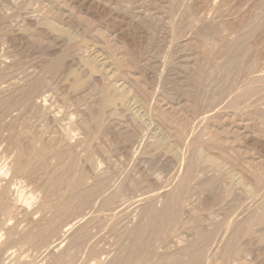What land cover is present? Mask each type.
I'll list each match as a JSON object with an SVG mask.
<instances>
[{
	"label": "rangeland",
	"instance_id": "1",
	"mask_svg": "<svg viewBox=\"0 0 264 264\" xmlns=\"http://www.w3.org/2000/svg\"><path fill=\"white\" fill-rule=\"evenodd\" d=\"M47 22L48 23L52 22L53 27L51 23L47 25ZM214 24H215V27L217 26L216 28L213 27V29L215 28L214 30L211 29L212 27H208V26H214ZM49 25L51 27H49ZM54 26L57 27L59 30L61 29L63 33L61 31L56 30L59 33L58 34L55 31ZM52 28L54 29L55 32L52 31L53 30ZM211 32L213 33L211 34ZM218 32L220 33L219 35H218ZM0 34H1L0 35V62L2 63V60L8 61V63L12 61L10 63L13 64L14 66L9 63L10 68H11L9 69V71L11 70L13 72L14 71L16 72L17 70L19 71L21 70L20 72L17 71L16 74L17 73L19 74L18 76L19 79L20 77L22 78L20 79L22 80L20 84L21 85L20 89L21 91L23 90L22 92H20L19 90H18L19 92L11 91L12 94L11 92H7L6 93L7 95L3 94V96H0V99L2 97L4 98V99L2 98L3 99L2 102L0 101V109L3 110V111L0 110V112H3L5 114L6 112H9L10 110L9 108H11L14 105L13 102L14 103L18 102L22 98V95L25 92V90H28L29 87L34 85V84L31 85V81L35 82L38 78L40 79L42 75L43 76L47 75L41 79L48 78L47 79V81L49 80L48 84L49 83L51 84V85L49 84V86H46L48 90L50 88L49 93H51L49 106L51 104L52 106L54 105L53 107L51 106V110L52 111L55 110L57 114L59 113L58 114L59 116L57 114L56 115L60 118L59 121L57 120L54 123L52 121H49L47 118L46 119L44 118V120H42L45 126L44 127L43 123L40 122V120L37 118L36 116L37 113L33 115L34 111L32 110V113L30 114L28 113L29 111L31 112L30 108H29V111H28V108H26L25 110H23L22 114L25 111L24 114H26V116L24 114L23 116L25 118L29 117L27 120L23 116L21 117L22 114L20 113V111H18L19 113L15 111L16 113L14 112V115L17 116L15 117L16 119L13 118L14 120L12 121L6 118L9 122L10 121L13 122V126H12V123L8 124L6 119L4 121L2 120L3 121L2 123L4 124L0 122L1 124L0 132H2V135H3L5 134V131H6V135H8L9 137L8 138L6 137V135H4V137H6V141L9 140L8 142L3 141L2 143L3 144L2 147L3 146L4 148L6 147L5 150L10 151L13 149L12 151H10V153L12 152L14 155V153H16V151L18 150L17 148H19L20 150L17 151L14 157H20V159H21L22 154L31 155L30 156L31 159H29V155H27L28 158H26V156H22L26 164L30 163V164H27L28 166H26V168L30 167L31 169L34 166L33 168L36 169V167L38 166V169L40 168L42 172H44L45 168L46 169L47 168L50 169V167L52 168V170L45 169L46 173L45 172L44 173L46 175L40 172L41 171L40 169H39L40 171H37V170L35 171V169L30 170L29 168H27L26 171L23 170L21 173L20 171L16 172L18 177L16 175H13L14 174L13 172L12 174L11 172H9L8 174L9 176H8L7 172H5L6 170L2 168L3 159H2V156H0L1 158L0 159L1 160L0 173H2L0 175L1 176L0 181L2 177L3 179H5V180H2L1 183L3 181H6L3 183L7 184V181H8V185H9L11 182L13 183L15 181L16 183L19 182V184L14 183L15 186L14 185L12 186V183H11L8 189L9 192L6 191L4 193L6 194L8 192L9 194L12 191L10 188H13L16 191L15 192L13 190L15 194H17L19 188H20L19 190L22 192L24 190L23 194L27 193L28 195L29 193L28 197L26 195L27 200L25 199L24 201L22 200L24 198V195L20 193V191H19V194L23 195V196H19L20 198L17 196L20 200L18 198H13V196H16V195H13V192L9 194V195L12 194L9 197V200L13 198L16 200L18 199L20 201L19 203H21L22 201L27 203V204L21 203L23 204V208H24L23 212L26 211V213H23L20 208H19V211L21 212H19L17 208L16 209L17 211L15 209L12 210L13 214L11 213L10 214L11 216L9 215L7 216L8 218L10 217L9 219L6 218V216L4 215H3L4 216L3 218L5 220L0 219V225H1L0 226V243H1L0 244V261L2 259L1 264H4V263L6 264V262L7 263L9 262V264H21L22 262H23L22 264H52V263L93 264L94 262L98 264V262H100L99 260L105 261V262L103 261V263L100 262L99 264H108L107 262L113 259L114 256L120 253L122 254L124 249L127 247L128 237L125 236L124 233L127 231L129 232L131 227L135 225L136 222L141 220L143 208L147 205V201L143 200L144 196L146 195V194L144 195V193H147L148 191L150 192L151 191L150 187H152V190L155 189V192L163 190V189L166 192L169 191L170 189L173 190L177 186V184L181 182L179 180H181V178L185 175L186 164L189 161L188 155L189 154L191 155V153L198 152V149L205 155L206 154L208 155L209 153V155H213L219 158L222 162H224V164H226L225 165L226 167L224 166V168L225 170H228L227 171L228 173L232 172L234 173V176L236 179L238 177L243 178V180L245 179V183L247 184L250 183L248 184V188H251V186H254V182H255L252 175L248 174V171H249L248 168H250V166L252 167L251 168L252 170L253 169L256 171L258 170L260 173H262V177L264 180V81H257V82L255 81L252 84L254 95H252L251 97V100H250L251 104L241 103L242 106L241 104H238L236 108L226 107L227 101L229 99H232L235 95L239 94L240 92L244 91V89L247 87V84H249L254 77L264 76V0H0ZM70 37L71 39H68ZM237 42L246 43L247 49H248L246 50L247 52L245 53L240 52L238 55L239 56L243 55L242 57H239V58L241 59V61H243L246 64L245 66H248L249 64L256 65V70H258L256 74L255 73L254 75L249 74V70L246 68L238 69L233 66H231L230 68L228 66H225L226 60L229 57H231L230 55L232 54L237 55V52L234 50V46L237 44ZM71 46L73 48H71ZM67 47L68 48L70 47L71 49L69 48L70 49L69 50ZM77 50L81 52H78ZM73 51L75 52L77 51V52L75 53ZM65 52L66 53L69 52L70 54H72V55H69L71 56V58L66 56L69 53L66 54ZM60 53H63L65 55V58H64V55ZM5 58L9 60H4ZM52 58H54V60L56 61H54ZM89 58L96 59L97 71H91L89 66H87L86 61H88L87 59ZM58 59H60V61ZM71 59L72 60L76 59V60L74 62V61H71ZM68 60H70L71 62ZM63 61H65V63ZM50 62H52V64ZM55 62H58L57 63L58 65ZM1 63H0V67H1ZM63 63L66 68L70 66L69 68H67L68 70H64V65H62ZM59 64H60L61 70L58 68ZM50 65L52 68L56 67V68H53V70H55L56 72V75L53 74L54 71L51 69ZM61 66L63 67V70L65 72L62 70ZM14 67H16L17 70ZM40 67L43 71L40 69ZM22 68L27 69V70L25 71ZM46 68H47V71H46ZM36 70H39V71H36ZM71 70L77 74L79 73V75L81 74L80 76L83 77V80L84 79L87 80V81L86 80L84 81L87 82L86 84L88 86L85 84L84 87L78 90L72 89L70 87V82L74 78L75 74L71 73L73 74V76L72 75L70 76L69 73ZM68 71L69 73H67ZM25 72H26V74L24 75L25 78H23L22 76ZM30 72L32 73L34 72L35 74V75L33 74L32 76L31 75L32 73H31L30 74L31 78L29 77V75L26 76L27 73L29 74ZM40 72H43V73L39 75ZM20 73H21V76H20ZM65 74H68V75H65ZM62 75L64 77H62ZM59 76H60V80H59ZM26 77L28 78L26 79ZM34 77L35 78L38 77V78L35 81H33L35 79ZM19 79L18 81L20 83ZM28 79L30 80V82L27 81ZM25 80L29 82L30 85L26 84L27 82ZM223 85L228 86L229 88H232V89L235 88L236 91H234L230 95V97L225 101L226 103L223 102L222 104L219 105V107L217 106L214 109L211 103L213 102V100H215L219 92V89ZM102 88L106 89L107 91L109 89L110 94H113V95H117L121 93L124 95L125 99L118 100L115 105L116 107L115 106L113 107L105 106L104 107L102 105L103 99H101V97L104 96L103 94L104 89L102 90ZM19 94H21V96ZM8 95L10 97V100L13 99L14 101L12 100L10 101L8 99L9 98ZM6 96L7 98H5ZM122 102L124 103V105ZM102 106L104 107V109ZM112 108L114 109L112 110ZM100 111L102 114L99 113ZM3 113H0V116L1 115L5 116V114ZM97 116L100 118V121L102 122V124L99 122V118L97 119ZM19 118H21L20 120L22 122L18 120ZM33 118L35 120H33ZM30 119L33 121H31ZM15 120H17L16 122H18L17 124H15L16 123ZM96 120H97V123H96ZM27 121H29V123ZM74 121L77 123H75ZM27 123L30 126L34 123L33 125H36V126L32 125L33 127L31 126L30 127L31 129L29 130V126H27L28 125ZM56 123H58V125ZM37 124H40L41 126ZM22 125L26 126V128L24 127L25 130L23 129ZM61 125L64 127H62ZM7 126H10L9 129H11L12 127V129L9 132H8L9 129H7L8 128ZM39 126L41 127V129L43 128L42 129L43 132L41 129H38L40 128ZM34 127H36L38 130L35 129L33 131ZM55 128L58 129V131L59 129H62V130H60L59 131L60 133H58L57 130L55 131ZM136 128H138V130ZM45 130L46 132L44 133ZM63 130L65 131V134H63L64 133ZM135 130H136V133L134 134ZM79 131H82V132H79ZM22 132H24L23 134L25 135L21 134ZM31 132H34V133H31ZM88 132L90 135L88 134ZM125 132L127 133V135ZM37 133H40V136L45 134L44 135L45 138L44 136H41V138L39 136L37 138L38 136ZM56 133L58 137L56 136ZM31 134L36 136L34 138L38 139L37 141H39L40 143L37 142L32 137L33 135ZM58 134L62 135L60 136L62 138H60ZM68 134L69 135L72 134V135L69 136ZM2 135L0 133V139L2 138L1 137ZM51 135L53 137H51ZM54 135H55V138L57 137V139L54 138ZM139 135L140 136L142 135V138L144 140L143 139L141 140V138H139L140 137ZM82 136L84 138L87 136V138H85L87 141L83 139ZM90 136H94L93 137L94 140ZM31 137L33 141L34 140L36 141L33 144H32L33 142L32 140L31 142L30 140L28 141L27 139V138L30 139ZM70 137L73 139H71ZM128 137L132 138V140L127 141L128 143L126 141L123 142L124 139L125 140L129 139ZM196 137L199 139H196ZM19 138L20 140L18 141ZM49 138L52 141H47L49 140ZM52 138L57 141L53 140ZM44 139L46 140V142H48L47 144L45 143L47 147L50 144L49 147L51 149L55 148V150L53 149L50 150L49 147L47 148L44 145L46 148L44 149V151H46L47 153L44 152L43 156L47 154L46 155L47 158L45 156L43 157L41 154L43 153V148L41 147H44L43 146L44 143L42 144ZM82 139L84 141L83 145H82V142H83ZM137 139H140V141L139 140L137 141ZM193 139H196L197 141ZM23 140L25 142L22 143ZM16 141L17 143H15ZM65 141H68L69 143ZM135 141L140 142L145 147L139 144L142 146V148L139 146H138L139 150L135 148L137 152H134V154L132 155L133 152L130 154L131 152L130 147L132 146V142L134 143ZM159 141L161 143H164V146L166 148L164 146H160ZM220 141L222 142L224 141L223 144ZM30 142L32 146H29ZM51 142H54V143H51ZM63 142H65V145L63 144ZM152 142H154V144ZM157 142H158V145H157ZM36 143H38L39 145L37 144V146H35ZM88 143L89 145L87 146ZM9 144L11 146H9ZM12 144H14V146ZM15 144L19 146L17 147L16 145L15 147ZM20 144H22L23 147H26V148L28 147L27 150L24 148L25 151H23V149H21L22 146ZM60 144H63L62 148L58 147V146H61ZM71 144L74 146H72ZM215 144L217 145L218 149L216 148ZM197 145L200 146L198 147V149L196 147ZM81 146L82 147L85 146L84 147L85 150L86 148H90L94 146L93 147L94 149L91 148V150L92 151L94 150L95 155L92 154L94 152H92L91 150H90L91 152H89L87 151L89 149L85 151L83 150V148H82V151L84 154L86 153L85 156L83 155V153L82 154L78 153L79 151H81ZM214 146L215 148H213ZM14 147L16 150H14ZM35 147L37 148V150L38 149L39 150L38 151L35 150L36 149ZM232 147L235 148L238 152L237 151H235V153L234 151L232 152V150H230L232 149ZM29 148H31V150ZM40 148H41V153H40ZM125 148L128 150H126ZM202 148H204V152ZM32 149H34V151ZM58 149L61 152L60 151L58 152ZM192 149H193V152L191 151ZM223 149L227 152L225 151L223 152ZM26 151L29 153H27ZM54 151L55 152L57 151L58 154L57 152L55 153ZM122 151H124L125 153ZM205 151L207 153H205ZM19 152L20 154L18 156ZM25 152L26 154H24ZM30 152L32 153L30 154ZM49 153L51 155L53 153V156L54 155L55 156L52 157ZM59 153H62L61 158H60ZM69 153L72 157L70 155L68 156L66 155ZM77 153L83 158L80 156L78 157V155L76 156ZM88 153L91 155H89ZM232 153H234V155ZM39 154H41V157L43 158H41ZM127 154L129 156H125ZM33 155L34 156L37 155V156L34 157ZM74 155L77 158H75ZM130 155H132V157ZM89 156L93 157L92 158L93 162ZM233 156H236L235 159L237 161L234 159ZM36 157H38L37 158L38 160L36 159ZM88 159L90 160V162ZM243 159L245 160V165L242 164L244 163L242 161ZM51 160H53L52 162L54 163L55 171H53L54 168L52 166L53 163L51 162ZM54 160L56 163L54 162ZM56 160L57 161L59 160L58 165H55L57 164ZM202 160L203 159L201 160L199 159V163L201 165L204 164L202 163L203 162ZM42 161L47 163V166L43 165L42 167V163H43ZM98 161L100 163L102 162L103 164H100ZM77 162H79V164L81 163L82 166L81 165L78 166ZM225 162H229V164ZM233 162H236V163H233ZM32 163H34L35 165L33 164L31 166ZM82 163L85 165V167H87V164L89 163L88 169H90L91 171L85 168ZM96 163L103 165L105 169L102 166H100V168H98L97 166H95L96 168L95 167L93 168L94 165H97ZM55 166L56 167L59 166L60 169L59 168L56 169ZM77 167H81L82 169L81 168L78 169ZM101 167L104 169L103 171ZM61 169H65V170H61ZM74 169L76 172L74 171ZM28 170H30L29 172L30 174L32 173L31 175L29 174L30 179H28V177L26 178V176H28L27 174ZM56 170L59 171L57 172L58 174H60L59 175L60 177L58 176L56 177V175H58ZM77 170H78V174H77ZM79 170L80 172L82 171L81 172L82 174L81 173L79 174ZM96 170L97 171L99 170V172L102 171V174L101 172L96 173ZM83 171H84V174H83ZM89 171L92 174V176L91 174H87L89 173ZM243 171L245 174L243 173ZM4 172L6 174H4ZM34 172H36V175L33 174ZM23 173L27 175H24ZM37 173L42 174V175L44 174L43 175L44 178L41 177L40 175L38 179ZM85 174H87L88 176ZM98 174H100V176ZM78 175L82 176L80 177L81 179L78 178ZM85 176H87L88 179H90L91 177V179L89 181L88 179H86L87 181L85 180V182H83L84 179L86 178ZM48 177L51 180L48 179ZM61 177H62V181L60 179ZM76 177H77L78 182L75 179ZM36 178L39 181H37ZM53 179L54 180L57 179L58 182H55L56 180L54 181ZM66 179H67L66 181L67 183L65 185ZM94 179H96L98 182L96 180L94 181ZM9 180H10V183H9ZM52 180L54 181L55 184L52 182ZM43 181H46V184L48 185L47 189L45 188L47 185L45 186V182ZM73 181L79 186L78 190H77V185ZM152 181L154 183L153 185H152ZM51 182L52 184L55 185V186L53 185L54 187L51 185ZM59 182H61V184L64 182L63 186H66L67 189L64 188L62 185L60 186L58 184ZM3 183L1 185L4 187ZM22 183L23 185H21ZM83 183L84 185H82ZM227 183H229L228 179L225 180L224 184L218 182L214 186H212L211 189L209 187L208 189L206 188L202 190L203 192L200 191L198 198L196 199V201H194V204L192 206L188 219L194 222L195 221L201 222L202 219L205 217V215L208 214V211L210 210V212H212L214 216L222 220V218L227 212V209H229L232 204L230 197L224 191L225 189L224 186H226ZM95 184L96 186H94ZM73 185L75 186V188ZM51 186L55 189V191L53 190V197L52 195H50L51 197L50 198L48 195L52 193H48V192H51V190L53 189ZM103 186H104V189L106 188L105 192L108 190L107 193L104 192V189H102L103 193H101L102 192L101 188ZM135 186L137 188V189L135 188L136 190L133 188ZM163 186L164 187L166 186V187L163 188ZM15 187L17 189H15ZM24 187H26V189H24ZM42 187H44V190L46 189L45 190L46 192L43 190ZM61 187H63L64 189ZM72 187L73 189H71ZM85 187H88V188H85ZM97 187L101 190L100 192ZM58 188H60L59 190L61 192L58 191ZM79 188L80 190L82 189L83 191L81 190L80 192ZM138 188H141V189L139 190ZM35 189L37 190L35 191ZM115 189H117L118 191H116ZM56 190H57V193H55ZM64 190H66V193ZM109 191H112V193H110ZM76 192H78L80 195ZM95 192L97 193L99 192L100 197H98V194L96 195ZM118 192H119V195H118ZM33 193H37L36 195L40 194L39 196L40 198L34 195L36 197L33 196L34 198L32 199L31 195ZM43 193H48V195L44 194L43 195L44 198L42 199ZM61 193L63 194L61 195ZM90 193H92V195ZM54 194L56 195L58 194L57 195L59 196L57 197L58 199L54 198L56 197V195ZM74 194H78V195H74ZM239 194L241 196L246 195L244 194V192H239ZM86 195L89 196V202L87 204L84 203L85 204L84 205L83 200L81 199L84 198V201H85L86 198H88ZM29 196L31 197V199ZM46 196L47 198H45ZM75 196L76 198L74 200H71ZM80 196L81 197L83 196V198H81ZM67 197H69V200L67 201H70L69 202L70 204L68 207L69 210H67V213H66L67 218H68L66 220L69 222L72 221L71 222L72 229L70 228L67 231V233L65 232V234L63 235L64 232H61V231L65 229L64 227L63 229H61V231L58 232V235L55 234V236L53 235L50 236L51 239L48 237L46 240L48 241L50 240L52 241L51 243L57 244L55 243V241L59 242V240L61 239L60 236L61 235L64 236L62 242H59L55 248L53 247V249H50L49 245L51 243L49 244L45 240H42L44 243L41 241L38 242V240L37 241L35 240L36 236L34 234V228L33 229L31 228L42 225L44 223L42 221H44L45 219L52 220V217H54L56 214L54 213L52 215V212L54 211L56 212V210H54L55 209L54 206L58 205V203L61 204L60 202L61 201L63 202V200L67 199ZM97 197L99 198V200H101V203L104 208L99 207L101 206V203H99L100 201H98V199L96 200ZM103 197L104 198L107 197L106 199L110 201L107 203L104 202L106 199L104 200ZM246 197H247L246 204L249 205V208L252 212H254L258 208V206H260V204L264 205V194H259L256 190H253L252 193L247 194ZM28 198L30 199V202ZM53 198L55 200H53ZM41 199L45 200V202L43 201V203H41L42 202ZM36 200L37 201L39 200L40 203L34 202ZM48 200H50L51 206L49 205L50 203H48L49 202ZM78 200L81 202H78ZM31 201L33 202V204ZM91 201H92V204L90 203ZM9 202H12V201H9ZM118 202H120L119 205H118ZM45 204L46 205L48 204V207ZM90 204L92 206H90ZM43 205H45L44 207H47L48 209H45L44 207H42ZM26 206H30L28 207L29 210H27ZM79 206H80V209H79ZM160 206H161V202H158V207L160 208ZM70 207H72L71 210H70ZM107 207L111 209L108 208L109 210L108 211ZM41 208L42 209L44 208L45 210L42 211ZM76 208H78L79 210L77 209L78 210L77 211ZM33 209L34 210L37 209L36 211L40 210L42 212L41 214H40V211L37 213H35L36 211L30 212V210L33 211ZM99 209H102V210H99ZM72 210H74L73 214H71L73 212ZM83 211L85 214H82ZM80 212L82 214L81 216H80ZM31 213L33 214V218H36V219L31 218L32 215H30L31 219L28 218L29 215L26 217L27 214H31ZM34 213L38 217H36ZM93 213L95 215H93ZM39 214L41 217H39ZM42 214H45L44 215L45 217ZM69 214L71 215L68 216ZM14 217L15 218L17 217V218L14 220L13 219ZM11 218L12 220H14L13 222L10 223L13 226L9 224V221H12L10 220ZM73 218L75 219L74 221H73ZM17 219L18 221H16ZM40 219H41L42 224L41 222H39ZM20 220L23 224H20L21 223ZM28 220L32 221V222L30 221V224H32L34 220H36V222L39 224H37L34 221L35 225L32 224L33 226L30 227V225L28 226L29 224L27 222ZM51 220L47 221L48 224H49V221ZM4 221H6V223H4ZM87 221H89L88 224L84 223ZM69 222H65V223H69ZM119 223H121V225H118ZM188 223H185V225L182 224L178 228V232L183 233L181 235L183 238L182 242L180 243L181 247L184 246L187 243V241L192 240L196 236L193 232H190L188 230V226L190 225ZM45 224L46 223L43 224L44 226L42 225L41 227L40 226L39 227L43 228L48 225V224L47 225ZM6 225L9 226V227L7 226L8 229H10L9 231L8 229H6ZM16 226H19L20 229L22 226H23L22 229L23 228L27 229L29 227L28 231L31 229L33 232L32 231H29V232H31L30 234H33L35 238L33 236H29L30 239L28 241H32L33 238L34 240L32 242H28L26 240L28 238L25 239L26 235H28L27 230H25L26 232H23V230H21L24 233V235L26 234L25 236H23V233H21V231L19 233L18 230L20 229L18 227L15 230L16 233L14 231H11V230H14ZM40 228L36 227L35 230L38 229L39 231ZM84 228H85L86 233L88 231L90 232L87 233V236H85V238H83L82 241L85 243V241L88 239V242L91 243V245L87 241H86V244H83L82 241H80L77 244L75 241L76 234H77L76 231L78 232L79 229H84ZM255 228L256 229L258 228L259 230L258 229L256 230ZM253 229L255 232L251 230L250 231L252 232L251 234H248L247 236H245V238L241 239V243L244 245V248L247 250L246 254H248V256L242 260L243 261L242 263L251 264L250 262H252V264H254V262H256L255 264H264V261H263L264 259V246H263L264 245V238H263L264 237V227L255 226ZM123 231L124 233H122ZM6 233L8 234L6 235ZM18 233L22 234V237ZM106 233H108V235ZM120 233H122V235ZM186 233H190V235L189 234L187 235ZM261 234L263 235L261 236ZM2 235L4 238L2 237ZM90 235L91 237L93 236V238H91ZM18 236H20L21 238ZM73 241L75 242L74 245L72 244ZM34 242L35 243L38 242V245L35 246ZM39 243H42L40 244L42 245V248L41 246L38 247ZM222 243L221 241L216 243V247L214 248L216 252L214 250L212 252L215 253L216 255L219 254L220 249L222 247ZM81 245H82V248H81ZM97 246L98 247L100 246V247L97 248ZM88 249L91 251H89ZM101 249H103L105 254L101 253ZM216 249H218V251ZM97 250L99 251L96 253ZM176 250L177 248L175 247L169 248V249L157 250L156 254L154 253L150 257L149 260L151 261H149L146 264H150V263L151 264H159V263L163 264L166 260L168 261V259L172 256V253L176 252ZM162 251L164 254L166 253L167 255L165 254L164 257L163 255L161 256L160 254H163ZM61 252L63 253L61 254ZM76 252H78V254ZM49 253H52L53 255ZM81 253L82 254L84 253V254L82 255ZM250 253L253 255L250 256L251 255ZM56 254H58L60 258L57 257L58 259H56L55 256H58ZM101 254L102 256H106V257L101 258L102 257ZM7 255H10V256H7ZM63 255L68 256V257L64 256L63 259L65 261L61 259ZM95 255L96 256L100 255V258L98 259L99 256L96 258ZM154 255L155 257H153ZM256 255H257V258H256ZM6 256L9 258L12 257L13 260L15 258L16 259L13 261L12 258H10V261H8L9 258H7ZM52 256L54 257L51 258ZM89 257H93V258H89ZM5 258H6V261L5 260L3 261V259ZM66 259L67 260L70 259L72 260V262L69 261V263H67L68 261ZM85 259L88 260L87 262H89L90 259H92L93 261L91 260L89 263H87ZM251 259L253 260L257 259V260L253 261ZM11 261H13L14 263ZM214 263L220 264V259L219 258L215 259Z\"/></svg>",
	"mask_w": 264,
	"mask_h": 264
},
{
	"label": "bare ground",
	"instance_id": "2",
	"mask_svg": "<svg viewBox=\"0 0 264 264\" xmlns=\"http://www.w3.org/2000/svg\"><path fill=\"white\" fill-rule=\"evenodd\" d=\"M224 4V3H223ZM223 4H222V6H223ZM7 21V20H6ZM49 23H51L52 24V22H49ZM48 22H47V25L49 24ZM50 24V25H51ZM252 24V23H251ZM250 24V25H251ZM49 25V27H51ZM213 25V24H212ZM52 27H53V24H52ZM208 27H212L211 29H213V27H215V24H214V26H208ZM208 27H207V29H208ZM217 27V26H216ZM215 27V28H216ZM60 28V27H59ZM214 28V29H215ZM53 29V28H52ZM54 29H55V31L57 30V31H61L62 32V30L60 29H58L57 27H55L54 26ZM54 29L52 30L53 32H55L54 31ZM213 29V30H214ZM50 30H51V28H50ZM218 30V29H217ZM56 31V32H57ZM60 32V33H61ZM205 32V31H204ZM58 33V32H57ZM63 33V32H62ZM209 33V32H208ZM213 32H211V34H212ZM59 34V33H58ZM210 34V33H209ZM214 34H215V32H214ZM220 33L218 32V35H219ZM1 35V34H0ZM3 35V34H2ZM206 35V34H205ZM4 36V35H3ZM216 36V35H215ZM67 37V36H66ZM3 38V37H2ZM73 38V37H72ZM68 39H71V37L70 38H68ZM6 40V39H5ZM67 40V39H66ZM213 40V39H212ZM211 40V41H212ZM222 41H224V40H222ZM258 41H260V40H258ZM8 42V41H7ZM15 42V41H14ZM70 42H72V41H70ZM74 43H75V41H74ZM217 43V42H216ZM7 44V43H6ZM71 44V43H70ZM73 44V43H72ZM74 45V44H73ZM6 46V45H5ZM81 46V45H80ZM84 46V45H83ZM75 47V46H74ZM79 47V46H78ZM5 48V47H4ZM9 48H10V46H9ZM15 48V47H14ZM68 48V47H67ZM70 48V47H69ZM68 48V49H69ZM71 48H73L72 46H71ZM70 48V49H71ZM13 49V48H12ZM69 49V50H70ZM6 50V49H5ZM80 50V49H79ZM79 50H77L78 52H81V51H79ZM234 50L237 52V55H230L231 57H229L227 60H226V62H225V66H228L229 68L231 67V66H233V67H236V68H238V69H242V68H246V69H248L249 70V74H252V75H254V73L256 74V72H258V70H256V65L255 64H249L248 66H245L246 64L243 62V61H241V59L239 58V57H242V56H239L238 54L241 52V53H245V52H247L246 50H248L247 49V45H246V43L245 42H237V44L234 46ZM76 51V52H77ZM73 52H75V51H73ZM75 52V53H76ZM5 53V52H4ZM7 53V52H6ZM11 53V52H10ZM66 53V52H65ZM67 53H69V52H67ZM66 53V54H67ZM60 54H63V53H60ZM4 55V54H3ZM7 55V54H6ZM64 55V54H63ZM69 55H72V54H68V55H66V56H68V57H70L71 58V56H69ZM5 56V55H4ZM8 56H9V54H8ZM60 56V55H59ZM58 56V57H59ZM63 57V56H62ZM4 58V57H3ZM7 58V57H6ZM4 59V60H9V59ZM64 58H65V55H64ZM69 58V59H70ZM51 59V58H50ZM53 60H54V58H52ZM57 59V58H56ZM79 59V58H78ZM11 60V59H10ZM53 60H52V62H53ZM59 61H60V59H58ZM76 60V59H75ZM75 60H72L71 59V61H74L75 62ZM88 61H86L87 62V66H89V68L91 69V71H97V61H96V59L95 58H89V59H87ZM256 60V59H255ZM49 61V60H48ZM54 61H56V60H54ZM68 61H70V60H68ZM70 61V62H71ZM10 62H12V61H10ZM9 62V63H10ZM52 62H50L51 64H52ZM62 62V61H61ZM60 62V63H61ZM64 63H65V61H63ZM1 63V62H0ZM8 63V61H3L2 60V63H1V67H0V96H3V94L4 95H7L6 93L7 92H13V91H17V92H22L21 91V89H20V84H21V81L22 80H20V79H22L21 77H20V79H19V74L17 75L16 74V72L17 71H19V70H17L16 69V67H14L17 71L15 72H13V71H9V69H11L10 68V64ZM56 64L58 63V62H55ZM64 63L62 64V65H64ZM55 64V65H56ZM74 64V63H73ZM89 64V65H88ZM11 65H13V64H11ZM19 65V64H18ZM55 65H53V66H55ZM58 65V64H57ZM14 66V65H13ZM67 66H68V64H67ZM12 67V66H11ZM27 67V66H26ZM39 67V66H38ZM50 67H51V65H50ZM70 67V66H69ZM69 67H67V68H69ZM13 68V67H12ZM21 68V67H20ZM19 68V69H20ZM53 68H56V67H53ZM53 68L51 67V69L53 70ZM59 69H60V64H59V67H58ZM61 68H62V70H63V67L61 66ZM66 67H65V65H64V70H68L67 68L65 69ZM73 68V67H72ZM15 69H13V70H15ZM22 69H24V68H22ZM40 69H41V67H40ZM71 69V68H70ZM69 69V70H70ZM25 71L27 70V69H24ZM23 70V71H24ZM42 70V69H41ZM61 70V69H60ZM60 70H59V72H60ZM63 70V71H64ZM21 71V70H20ZM19 71V72H20ZM32 71V70H31ZM36 71H39V70H36ZM43 71V70H42ZM45 71V70H44ZM46 71H47V68H46ZM54 71V73L53 74H55L56 75V72H55V70H53ZM246 71V70H245ZM49 72V71H48ZM65 72V71H64ZM21 73H23V72H21ZM21 73H20V76H21ZM32 72H30L29 74L27 73V75L26 76H28L29 75V77L32 75L33 76V74H34V72L31 74ZM36 73V72H35ZM43 72H40L39 73V75H41ZM52 73V72H51ZM67 73H69V71L67 72ZM71 73H74L75 75H74V78L71 80V82H70V87L72 88V89H74V90H78V89H80V88H82V87H84L85 86V84L87 83V82H85L84 80H86V79H84L83 80V77L82 76H80L79 75V73L77 74V73H75V72H73L72 70L70 71V73H69V75L71 76H73V74H71ZM26 74V72L23 74V78H25V75ZM31 74V75H30ZM47 74V73H46ZM91 74H92V72H91ZM248 74V75H249ZM35 75V74H34ZM61 75V74H60ZM65 75H68V74H65ZM82 75H84V74H82ZM86 75V74H85ZM45 76H47V75H45ZM45 76H43L42 75V77H40V79L38 78H35L33 81H35L36 79V81L35 82H32L31 81V85L32 84H34V85H32L31 87H27L28 88V90H25V92L23 93V95H22V98L18 101V102H16V103H14L13 102V106L11 107V108H9L8 106V108L10 109L9 110V112H6V114L5 113H3V112H0V113H3V114H5V116L4 115H1L0 116V122L2 123L6 118L7 119H10V120H14L13 118H15V117H17V116H15L14 115V112L16 111L17 113H19L18 111H20V113L22 114V112H23V110H25L26 108H28V111H29V108H30V110H31V112L29 111L28 113H32V110L35 112H33V115L34 114H36V116H37V118L40 120V122H42L43 123V121L42 120H44V118L46 119H48L49 121H52L53 123L54 122H56L57 120L59 121L60 120V118L58 117L59 115V113L57 114L56 112H55V110H51V106H52V104L49 106V101H50V95H51V93H49L50 91V88H49V90L46 88V86H49V84H48V81H47V79H41V78H43V77H45ZM259 76V75H258ZM62 77H64L63 75H62ZM28 77H26V79H27ZM31 78V77H30ZM65 78H66V76H65ZM252 78V77H251ZM18 79L20 80V83H19V81H18ZM51 79V78H50ZM62 79V78H61ZM69 79V78H68ZM264 79V76H261V77H254L252 80H251V82L249 83V84H247V87L244 89V91H242V92H240L239 94H237V95H235L232 99H229L228 101H227V104H226V107L227 108H236L237 107V105L238 104H241V103H247V104H251V97H252V95H254L253 94V87H252V84L256 81H264L263 80ZM59 80H60V76H59ZM23 81H24V79H23ZM26 81V80H25ZM27 81H29L30 82V80L28 79ZM26 81V82H27ZM46 81H47V83H46ZM87 81V80H86ZM90 81V80H89ZM29 82H27L26 84H29ZM25 83V82H24ZM23 83V84H24ZM25 84V85H26ZM100 84V83H99ZM24 85V86H25ZM30 85V84H29ZM51 85V84H50ZM87 85V84H86ZM97 85V84H96ZM88 86V85H87ZM107 86H109V85H107ZM106 86V87H107ZM26 87V86H25ZM105 87V88H106ZM86 88V87H85ZM100 88V87H99ZM23 89V88H22ZM25 89V88H24ZM104 88H102V90H103ZM108 89V88H107ZM113 89H114V87H113ZM19 90V91H18ZM83 90V89H82ZM101 90V91H102ZM108 91H109V89H108ZM106 89H104V92H103V94H104V96H102L101 97V99H103V103H102V105L105 107V106H107V107H113V106H115L116 105V103H117V101L118 100H123V99H125L124 98V95L123 94H121V93H119V94H117V95H113V94H110V91L108 92ZM234 91H236L235 90V88L234 89H232V88H229L228 86H225V85H223L220 89H219V92H218V94H217V97L215 98V100H213V102L211 103L212 105H213V107H214V109L218 106L219 107V105L220 104H222L223 102H225L229 97H230V95L234 92ZM238 91V90H237ZM12 92H11V94H12ZM105 92H106V94H105ZM18 94V93H17ZM22 94V93H21ZM21 94H19L20 96H21ZM16 95V94H15ZM18 96V95H17ZM16 96V97H17ZM8 97H9V95H8ZM15 97V96H14ZM51 97H53V96H51ZM3 98V97H2ZM0 99V101L2 102V100L4 99ZM5 98H7V96L5 97ZM18 98V97H17ZM259 98H261V97H259ZM9 100H10V97L8 98ZM7 99V100H8ZM6 100V99H5ZM12 101H14L13 99H11ZM10 100V101H11ZM123 103V102H122ZM226 103V102H225ZM7 104V103H6ZM126 104V103H125ZM10 105H11V103H10ZM123 105H124V103H123ZM5 106V105H4ZM54 106V105H53ZM52 106V107H53ZM102 106V107H103ZM241 106H242V104H241ZM104 107H103V109H104ZM116 107V106H115ZM3 108V107H2ZM239 108V107H238ZM107 109V108H106ZM114 108H112V110H113ZM1 111H3L2 109H0ZM5 111V110H4ZM8 111V110H7ZM102 111V110H101ZM101 111L99 112V113H101ZM105 111V110H104ZM231 111V110H230ZM15 112V113H16ZM90 112V111H89ZM103 112V111H102ZM214 112H215V110H214ZM237 112V111H236ZM24 113H25V111H24ZM23 113V114H24ZM27 113V112H26ZM27 113V114H28ZM105 113V112H104ZM120 113V112H119ZM21 114H19V115H21ZM23 114L21 115V117L23 116ZM58 116H57V115ZM102 114V113H101ZM14 115V116H13ZM25 116H26V114H24ZM35 116V117H36ZM96 116V115H95ZM118 116V115H117ZM24 117V116H23ZM57 117H58V119H57ZM93 117V116H92ZM25 118V117H24ZM29 117H26L25 119L27 120ZM36 118V119H37ZM86 118V117H85ZM99 117L97 116V119H98ZM6 119V120H7ZM16 119V118H15ZM21 118H19L18 120L19 121H21L20 120ZM23 119V118H22ZM32 119V118H31ZM30 119V120H31ZM37 119V120H38ZM87 119V118H86ZM85 119V120H86ZM91 119V118H90ZM220 119V118H219ZM3 120V121H2ZM33 120H35L34 118H33ZM33 120H31V121H33ZM38 120V121H39ZM89 120V119H88ZM12 121H8L7 120V123L8 124H11L12 123V126H13V122ZM17 120H15V122H16ZM25 121V120H24ZM37 121V122H38ZM47 121V120H46ZM69 121V120H68ZM84 121V120H83ZM87 121V120H86ZM209 121V120H208ZM22 122V121H21ZM28 123H29V121H27ZM35 122V121H34ZM39 122V123H40ZM48 122V121H47ZM46 122V123H47ZM75 122V121H74ZM99 122L102 124V122L100 121V118H99ZM212 122V121H211ZM18 122H16L15 124H17ZM20 123V122H19ZM24 123V122H23ZM27 123V124H28ZM36 123V122H35ZM61 123V122H60ZM75 123H77V122H75ZM96 123H97V120H96ZM213 123V122H212ZM2 124H4V123H2ZM31 124V123H30ZM34 124V123H33ZM32 124V125H33ZM48 124V123H47ZM57 125H58V123H56ZM81 124V123H80ZM210 124V123H209ZM6 125V124H5ZM5 125H3V126H5ZM24 125H26V124H24ZM24 125H22L23 126V129H24V127L26 128V126H24ZM31 125V126H32ZM37 125H40V124H37ZM60 125V124H59ZM64 125V124H63ZM75 125V124H74ZM83 125V124H82ZM91 125V124H90ZM89 125V126H90ZM100 125V124H99ZM104 125V124H103ZM27 126H29V130L31 129L30 127V125L28 124ZM33 126H36V125H33ZM32 126V127H33ZM41 126V125H40ZM39 126V127H40ZM43 126H44V123H43ZM62 126V125H61ZM71 126H72V124H71ZM70 126V127H71ZM88 126V125H87ZM0 127H1V124H0ZM8 128L7 129H9V127L10 126H7ZM45 127V126H44ZM51 127V126H50ZM58 127H60V126H58ZM62 127H64V126H62ZM61 127V128H62ZM69 127V126H68ZM82 127V126H81ZM80 127V128H81ZM86 127V126H85ZM96 127V126H95ZM5 128V127H4ZM57 128V127H56ZM55 128V131L57 130L58 131V129H56ZM78 128V127H77ZM87 128V127H86ZM97 128V127H96ZM99 128V127H98ZM11 129H12V127H11ZM11 129H9L8 130V132L11 130ZM27 129H28V127H27ZM26 129V130H27ZM35 129H37L36 127H34V129H33V131L35 130ZM38 129H41V127L40 128H38ZM37 129V130H38ZM43 129V128H42ZM41 129V130H42ZM137 130H138V128H136ZM141 129V128H140ZM139 129V130H140ZM20 130H22V129H20ZM25 130V129H24ZM60 130H62V129H59V131ZM73 130V129H72ZM87 130H89V129H87ZM91 130V129H90ZM103 130V129H102ZM1 131V130H0ZM2 131H4V130H2ZM32 131V130H31ZM58 131V133H60ZM64 131V130H63ZM62 131V132H63ZM78 131V130H77ZM141 131V130H140ZM21 132V131H20ZM25 132V131H24ZM24 132H22L21 134H23ZM27 132V131H26ZM30 132V131H29ZM28 132V133H29ZM37 132V131H36ZM40 132V131H39ZM42 132H43V130H42ZM42 132H41V134H42ZM46 132V130L44 131V133ZM53 132H54V130H53ZM79 132H82V131H79ZM87 132V131H86ZM103 132V131H102ZM138 132V131H137ZM1 133V135H2V132H0ZM12 133V132H11ZM31 133H34V132H31ZM43 133V134H44ZM74 133V132H73ZM76 133V132H75ZM126 133V132H125ZM136 133V130H135V132H134V134ZM139 133V132H138ZM27 134V133H26ZM38 134V136H37V138L40 136V133H37ZM47 134V133H46ZM63 134H65V131H64V133ZM78 134V133H77ZM88 134H89V132H88ZM95 134V133H94ZM140 134V133H139ZM142 134V133H141ZM4 135H6V131H5V134H3L1 137V139H3V140H1L0 141V156H2V161H3V166H2V168L4 169V170H6L5 172H7V175L9 174V172H11V174H12V172L14 173L13 175H16L17 176V174H16V172H19L20 171V173L23 171V170H27V168H29L30 169V167H27L26 168V166H28L27 164H30V163H25V161L23 160V158H22V156H26V158H28L27 157V155H29V154H27V155H21V159H20V157H14V155L17 153V151L18 150H20L19 148H17L18 150L16 151V153H14V155H13V153L11 152L10 153V151H12V150H10V151H8V150H5V148H4V146L2 147V143H3V141H6V137H8V135H6V137H4ZM23 135H25V134H23ZM30 135V134H29ZM31 135H33V134H31ZM45 135V134H44ZM44 135H41V136H44ZM59 135V137L60 136H62V135H60V134H58ZM69 135V134H68ZM72 135V134H71ZM71 135H69V136H71ZM90 135V134H89ZM92 135H93V133H92ZM126 135H127V133H126ZM125 135V136H126ZM10 136V135H9ZM41 136H40V138H41ZM49 136V135H48ZM56 136H57V133H56ZM64 136V135H63ZM96 136V135H95ZM129 136V135H128ZM140 136V135H139ZM200 136V135H199ZM30 137V136H29ZM33 138L34 137H36V136H32ZM32 137L29 139V138H27L28 139V141L30 140H32L33 141V139H32ZM51 137H53L52 135H51ZM50 137V138H51ZM58 137V136H57ZM57 137L55 138V135H54V138L55 139H57ZM73 137V136H72ZM83 137V136H82ZM90 137H94V136H90ZM127 137V136H126ZM132 137V136H131ZM137 137H138V135H137ZM9 138V137H8ZM12 138V137H11ZM44 138H45V136H44ZM50 138H49V140H47V141H52V140H50ZM60 138H62V137H60ZM64 138V137H63ZM71 138V137H70ZM74 138V137H73ZM73 138H71V139H73ZM79 138V137H78ZM85 138H87V136L85 137ZM84 137H83V139H85ZM91 138V139H92ZM129 138V137H128ZM136 138V137H135ZM139 138H141V140L143 139L142 138V135L139 137ZM36 141L38 140V139H36V138H34ZM53 139V138H52ZM55 139H53V140H55ZM59 139V138H58ZM65 139V138H64ZM63 139V140H64ZM83 139H82V141H83ZM89 139V138H88ZM127 139V138H126ZM196 139H199V138H197L196 137ZM196 139H193V140H196ZM20 140V138L18 139V141ZM21 140H22V138H21ZM31 141L32 142V144L34 143V142H36V141ZM40 140V139H39ZM45 140V139H44ZM44 140H43V142H42V144H43V146L45 145L46 147H47V143L48 142H46V140H45V142H44ZM86 140V139H85ZM90 140V139H89ZM93 140H94V138H93ZM129 140H132V138H129V139H127V140H125L124 139V141L123 142H127V141H129ZM140 141V139H137V141ZM144 140V139H143ZM146 140V139H145ZM192 140V141H193ZM9 141V140H8ZM8 141H6V142H8ZM55 141H57V140H55ZM69 141V140H68ZM68 141H65V142H68ZM72 141V140H71ZM76 141V140H75ZM79 141H80V139H79ZM87 141V140H86ZM91 141V140H90ZM197 141V140H196ZM23 142H25L24 140L22 141V143ZM31 142H30V145L29 146H32V144H31ZM37 142H39V141H37ZM62 142V141H61ZM65 142H63V144L65 145ZM70 142V141H69ZM68 142V143H69ZM92 142V141H91ZM122 142V143H123ZM143 142V141H142ZM145 142V141H144ZM160 142V141H159ZM199 142V141H198ZM197 142V143H198ZM222 144H223V142L222 141H220ZM15 143H17V141L15 142ZM40 143V142H39ZM46 143V144H45ZM51 143H54V142H51ZM60 143V142H59ZM67 143V144H68ZM71 143V142H70ZM73 143V142H72ZM86 143V142H85ZM128 143V142H127ZM130 143V142H129ZM153 144H154V142H152ZM219 143V142H218ZM5 144V143H4ZM18 144H19V142H18ZM26 144V143H25ZM37 144L38 143H36L35 144V146H37ZM63 144H60L61 146H58V147H61L62 148V145ZM74 144V143H73ZM77 144V143H76ZM84 144V141L82 142V145ZM96 144V143H95ZM126 144V143H125ZM131 144V143H130ZM139 144H141L140 142H132V146L130 147V150H131V152H130V154L132 153V155L134 154V152H137L136 151V149L135 148H137L138 150H139V147H141L142 148V146L141 145H139ZM160 144V146H164V143H159ZM220 144V143H219ZM229 144H231V143H229ZM8 145V144H7ZM13 146H14V144H12ZM16 145L17 144H15V147H16ZM21 146H22V144H20ZM39 145V144H38ZM41 145V144H40ZM51 145H53V144H51ZM72 145V144H71ZM78 145V144H77ZM89 145V143L87 144V146ZM93 145V144H92ZM157 145H158V142H157ZM216 145V144H215ZM9 146H11L10 144H9ZM19 145H17V147H18ZM20 146V147H21ZM25 146V145H24ZM28 146V145H27ZM45 146L44 147H41V148H43V153H41V148H40V153L42 154V156H43V154H44V152L45 153H47L46 151H44V149H46L45 148ZM49 146H50V144H49ZM48 146V147H49ZM68 146V145H67ZM70 146V145H69ZM72 146H74V145H72ZM85 146H86V144H85ZM84 146V147H85ZM124 146V145H123ZM122 146V147H123ZM139 146V147H138ZM221 146V145H220ZM15 147H14V150H16L15 149ZM47 147V148H48ZM54 147V146H53ZM56 147V146H55ZM71 147V146H70ZM84 147H82L81 146V151H79L78 153H83V151H82V148H83V150H85V148ZM90 147V146H89ZM94 147V146H93ZM93 147H90V148H86V150L87 149H89V150H87V151H89V152H91L92 150H91V148H93ZM143 147H145V146H143ZM165 147V146H164ZM197 147V149H198V147H200L199 145H197L196 146ZM195 147V148H196ZM219 147V146H218ZM226 147V146H225ZM229 147V146H228ZM10 148V147H9ZM24 148L27 150V148L26 147H23L22 146V148L21 149H23V151H25L24 150ZM33 148V147H32ZM36 148V147H35ZM34 148V149H35ZM39 148V147H38ZM50 148V147H49ZM64 148V147H63ZM73 148H75V147H73ZM77 148H78V146H77ZM128 148V147H127ZM166 148V147H165ZM213 148H215V146L213 147ZM216 148H217V145H216ZM220 148H222V147H220ZM219 148V149H220ZM227 148V147H226ZM226 148H225V150H226ZM231 148V147H230ZM229 148V149H230ZM11 149V148H10ZM30 150H31V148H29ZM28 149V150H29ZM34 149H32L33 151H34ZM53 150H55V148H52ZM51 148H50V150H52ZM94 149V148H93ZM126 149V148H125ZM125 149H124V151H125ZM129 149V148H128ZM128 149H126V150H128ZM161 149H163V148H161ZM194 149V148H193ZM193 149L191 150L192 152H193ZM201 149V148H200ZM203 149V152H204V148H202ZM218 149V148H217ZM35 150H37V148L35 149ZM39 150V149H38ZM37 150V151H38ZM48 150V149H47ZM49 150V151H50ZM85 150V151H86ZM91 150V151H90ZM142 150V149H141ZM143 150H144V148H143ZM195 150V149H194ZM221 150V149H220ZM224 149H223V152L225 151ZM230 150H232V152L234 151V153H235V151H237L235 148H233L232 147V149H230ZM229 150V151H230ZM22 151V152H23ZM48 151V152H49ZM60 150L58 149V152H59ZM124 151H122V152H124ZM207 151V150H206ZM205 151V153H207ZM21 152V153H22ZM27 152V151H26ZM26 152L24 153V154H26ZM36 152V151H35ZM55 152V151H54ZM57 152V151H56ZM55 152V153H56ZM58 152H57V154H58ZM61 152V151H60ZM63 152V151H62ZM92 152H94V150L92 151ZM129 152V151H128ZM140 152V151H139ZM225 152H227V151H225ZM238 152V151H237ZM27 153H29V152H27ZM32 152H30V154H31ZM34 153V152H33ZM39 153V152H38ZM54 153V154H55ZM64 153V152H63ZM74 153V152H73ZM73 153H71V154H73ZM75 153H76V151H75ZM78 153L76 154V156L78 155ZM125 153V152H124ZM123 153V154H124ZM147 153V152H146ZM191 153V152H190ZM220 153V152H219ZM222 153V152H221ZM234 153H232L233 155H234ZM19 154H20V152L18 153V156H19ZM41 154H39V156L41 157ZM50 154V153H49ZM61 154L62 153H59V155H60V158H61ZM86 154V153H85ZM85 154L83 153V155L85 156ZM89 154V153H88ZM92 154H94L95 155V152L94 153H92ZM116 154V153H115ZM193 154V155H192ZM224 154V153H223ZM222 154V155H223ZM231 154V153H230ZM238 154V153H237ZM47 155V154H46ZM46 155H44L46 158H47V156ZM51 155V154H50ZM67 156L68 155H70V153L69 154H66ZM66 155H64V156H66ZM89 155H91V154H89ZM132 155H130L131 157H132ZM137 155V154H136ZM30 156L31 155H29V159H31L30 158ZM34 156V155H33ZM35 156H37V155H35ZM34 156V157H35ZM43 156V157H44ZM52 157H54L53 156V153H52V155H51ZM64 156H62V157H64ZM71 156V155H70ZM75 155H74V157L75 158H77ZM80 155H78V157H79ZM93 156V155H92ZM125 156H129L128 154L127 155H125ZM135 156V155H134ZM189 157V161L187 162V164H186V169H185V175L181 178V180H179V181H181L179 184H177V186L172 190V189H170L169 191H165L164 189L163 190H160V191H156L155 192V189H153L152 190V187H150L151 188V191L150 192H152V193H150L149 191L147 192V193H144V198H143V200H146L147 201V205L143 208V212H142V217H141V220H139L138 222H136L135 223V225H133L132 227H131V229L129 230V228H128V230H129V232L127 231V232H125L124 233V231L122 232V233H124V235L125 236H127L128 238H127V240H128V245H127V247L124 249V251L122 252V254L120 253V254H118V255H116V256H114V258L113 259H111L109 262H107L108 264H138V263H140V262H142V263H144V264H146V263H148L149 261H151V260H149L150 259V257L155 253L156 254V251L157 250H162V249H169V248H177V250H176V252H173L172 253V256L168 259V261L166 260L163 264H213L214 263V260L215 259H217V258H219L220 259V264H243L242 262V260L244 259V258H246L247 256H248V254H246L247 253V250L244 248V245L241 243V239L242 238H245V236H247L248 234H251L252 232H250L251 230H253L254 231V227L255 226H263L264 227V205H262V204H260V206H258V208L254 211V212H252L251 210H250V208H249V205L248 204H246V196H247V194H250V193H252L253 192V190H256L259 194H264V180H263V177H262V173H260L258 170L256 171V170H252L251 168V166H250V168H248L249 169V171H248V174H251L252 175V177H253V179H254V186H251V188H248V184H250V183H245V179L243 180V178H235V176H234V173H232V172H230V173H232V174H230V173H228L227 171L228 170H225V168H224V166L226 165V164H224V162H222L219 158H217L216 156H213V155H209V153H208V155L206 154H203L201 151H199V149H198V152H195V153H191V155L189 154L188 155ZM225 156V155H224ZM43 157H41V158H43ZM72 157V156H71ZM80 157H82V156H80ZM91 159L93 158V157H91V156H89ZM95 157V156H94ZM98 157V156H97ZM184 157V156H183ZM229 157V156H228ZM230 157H231V155H230ZM234 157V159H235V157L236 156H233ZM239 157V156H238ZM38 157H36V159H37ZM41 158H40V160H41ZM48 158H49V156H48ZM74 158V159H75ZM83 158V157H82ZM81 158V159H82ZM96 158V157H95ZM1 159V158H0ZM28 159V160H29ZM33 159V158H32ZM35 159V158H34ZM53 159V158H52ZM56 159V158H55ZM199 159L201 160V159H203L202 161V163H204L203 165H201L200 163H199ZM239 159V158H238ZM38 160V159H37ZM78 160H79V158H78ZM89 160V159H88ZM225 160V159H224ZM236 160V159H235ZM22 161H24V162H22ZM27 161V160H26ZM34 161V160H33ZM53 160H51V162H52ZM57 161V160H56ZM102 161V160H101ZM229 161H230V159H229ZM237 161V160H236ZM238 161H240V160H238ZM244 163H242V164H244L245 165V160L243 159L242 160ZM0 162H1V160H0ZM28 162V161H27ZM30 162H31V160H30ZM43 163H45L44 161H42ZM48 162V161H47ZM54 162H55V160H54ZM61 162V161H60ZM70 162V161H69ZM75 162V161H74ZM81 162V161H80ZM83 162V161H82ZM89 162H90V160H89ZM92 162H93V159H92ZM96 162V161H95ZM99 162V161H98ZM103 162V161H102ZM100 163V164H103V163ZM25 163V164H24ZM36 163V162H35ZM41 163V162H40ZM42 163V167H43V165L45 166H47V163H45V164H43ZM50 163V162H49ZM53 163V162H52ZM51 163V164H52ZM56 163V162H55ZM68 163V162H67ZM78 163V166L79 165H81V163L79 164V162H77ZM84 163V162H83ZM82 163V164H83ZM87 163V162H86ZM97 164V165H94L93 166V168L95 167V166H97L98 168H100V166H102L103 167V165H100V164ZM225 163H227V164H229V162H225ZM233 163H236V162H233ZM247 163V162H246ZM34 163H32L31 164V166L33 165ZM51 164H49V165H51ZM59 164V160L57 161V164H55V165H58ZM71 164V163H70ZM89 164V163H88ZM88 164H87V167H85V165H84V167L85 168H87L88 169ZM241 164V163H240ZM241 164V165H242ZM248 164V163H247ZM247 164H246V166H247ZM250 164V163H249ZM35 165V164H34ZM48 165V166H49ZM99 165V166H98ZM238 165H239V163H238ZM243 165V166H244ZM30 166V165H29ZM52 166H53V168H54V163L52 164ZM60 166H61V164H60ZM66 166V165H65ZM76 166V165H75ZM82 166V165H81ZM92 166V165H91ZM242 166V167H243ZM249 166V165H248ZM0 167H1V165H0ZM34 167V166H33ZM31 168L30 170H34L35 168ZM41 167V166H40ZM56 167V166H55ZM101 167V168H102ZM226 167V166H225ZM57 168H59V166L58 167H56V169ZM74 168H76V167H74ZM78 169H80L81 167H77ZM90 168H92V167H90ZM96 168V167H95ZM104 168V167H103ZM102 168V171L105 169H103ZM244 168V167H243ZM40 169V168H39ZM38 169V166L36 167V169H35V171L37 170V171H40ZM46 169V168H45ZM45 169H44V172L46 173V171H45ZM48 169V168H47ZM46 169V170H47ZM50 169L52 170V168L50 167ZM50 169H48V170H50ZM60 169V168H59ZM58 169V170H59ZM82 169V168H81ZM247 169V168H246ZM30 170H28L27 171V174H28V176H26V178L28 177V179H30V175L32 174H30L29 172H30ZM58 170H56V172L58 171ZM61 170H65V169H61ZM60 170V171H61ZM85 170V169H84ZM88 170H90V169H88ZM99 170H101V169H99ZM99 170L97 171L96 170V173L98 172V173H100L101 172V174H102V171H100L99 172ZM243 170H245V169H243ZM53 171H55V168H54V170ZM74 171H75V169H74ZM91 171V170H90ZM90 171H89V173H87V174H91L90 173ZM93 171V170H92ZM2 172V171H1ZM4 172V174H6ZM40 172H42V170L40 171ZM39 172V173H40ZM44 172H42V173H44ZM48 172V171H47ZM59 172V171H58ZM58 172H57V174H58ZM76 172V171H75ZM74 172V173H75ZM82 172V171H81ZM80 172V170H79V174L81 173ZM87 172V171H86ZM85 172V173H86ZM95 172V171H94ZM246 172V171H245ZM44 173V174H45ZM50 173V172H49ZM49 173H47V174H49ZM52 173V172H51ZM55 173V172H54ZM243 173H244V171H243ZM242 173V174H243ZM2 173H0V175H1ZM19 174V173H18ZM24 175H27V174H25V173H23ZM22 174V175H23ZM30 174V175H29ZM33 174H35L36 175V172H34ZM38 174V173H37ZM43 174V175H44ZM73 174V173H72ZM77 174H78V170H77ZM77 174H76V176H77ZM82 174V173H81ZM83 174H84V171H83ZM87 174H85V175H87ZM94 174V173H93ZM245 174V173H244ZM243 174V175H244ZM247 174V173H246ZM12 175V176H13ZM23 175V176H24ZM41 175V177H43L44 178V176L42 175V174H38V176H37V178L39 177ZM46 175V174H45ZM52 175V174H51ZM60 174H58V175H56V177L58 176V177H60L59 176ZM99 176H100V174H98ZM9 176V175H8ZM11 176V177H12ZM23 176H22V178H23ZM49 176V175H48ZM63 176H65V175H63ZM62 176V177H63ZM88 176V175H87ZM87 176H85L83 179H84V181H83V179H82V181L83 182H85V180L86 179H88V177ZM91 176H92V174H91ZM242 176V175H241ZM240 176V177H241ZM246 176V175H245ZM1 177V176H0ZM18 177V176H17ZM16 177V178H17ZM20 177V176H19ZM55 177V176H54ZM62 177L60 178L61 179V181H62ZM66 177H68V176H66ZM72 177H74V176H72ZM80 177H82V176H80V175H78V178H80ZM156 177V176H155ZM247 177V176H246ZM4 178H6V177H4ZM15 178V177H14ZM21 178V177H20ZM36 178V179H37ZM52 178V177H51ZM69 178H71V177H69ZM68 178V179H69ZM95 178V177H94ZM152 178H154V177H152ZM9 179V178H8ZM18 179V178H17ZM27 179V180H28ZM39 179V178H38ZM37 179V181H39ZM47 179V178H46ZM48 179H50L49 177H48ZM58 179V178H57ZM57 179H53L55 182H58L57 181ZM76 179V181H77V177L75 178ZM75 179H74V181H75ZM81 179V178H80ZM79 179V180H80ZM90 179H91V177H90ZM90 179H88V181L90 180ZM97 179V178H96ZM96 179H94V181L96 180ZM98 179H99V177H98ZM145 179V178H144ZM143 179V180H144ZM226 179H228L229 180V183H227L226 184V186H224V191L226 192V194L230 197V199H231V202H232V204H231V207L229 208V209H227V212H226V214L224 215V217L222 218V220L221 219H219V218H217L216 216H214V214L212 213V212H210V210L208 211V214L207 215H205V217L202 219V221L201 222H197V221H191V220H189L188 219V217H189V214H190V212H191V209H192V206H193V204H194V201H196V199L198 198V196H199V194H200V191H202V190H204V189H208L209 187H210V189H211V187L212 186H214L216 183H218V182H220V183H225V180ZM2 180H5V179H3V177H2V179H1V181ZM14 180V179H13ZM23 180H25V179H23ZM51 180V179H50ZM52 180V182L54 183V181ZM71 180V179H70ZM150 180V179H149ZM1 181H0V183H1ZM49 181V180H48ZM47 181V182H48ZM67 181V179L65 180V185H66V182ZM69 181V180H68ZM73 181V182H74ZM87 181V180H86ZM97 181V180H96ZM99 181H100V179H99ZM103 181H104V179H103ZM141 181V180H140ZM3 182H6V181H3ZM2 182V183H3ZM30 182V181H29ZM33 182V181H32ZM41 182V181H40ZM43 182H45V186L47 185L46 184V181H43ZM52 182H51V185L53 186L54 184H52ZM78 182V181H77ZM98 182V181H97ZM96 182V183H97ZM102 182V181H101ZM139 182V181H138ZM149 182V181H148ZM178 182V181H177ZM228 182V181H227ZM1 183V184H2ZM9 183H10V180H9ZM12 183V186L14 185V183L15 184H19V182H17L16 183V181L13 183V182H11ZM10 183V184H11ZM42 183V182H41ZM49 183V182H48ZM64 183V182H63ZM63 183L61 184V182H59L58 184L61 186H63ZM75 183V182H74ZM103 183V182H102ZM142 183H143V181H142ZM0 184V219H4L3 217L4 216H6V218H8L7 216L9 215V216H11L10 214L13 212L12 210H16L17 208H18V211H19V208L21 209V211L23 212V204H21V203H26V202H23L25 199L27 200V197H28V195H29V193H28V195H27V193H25V194H23L24 193V190H23V192L22 191H20L19 189H18V192H17V194H15V190L13 189V188H10L11 190V192H13V190L15 191V192H13V195H16V196H13V198H18L19 196H23L24 195V198L22 199L23 201L21 202V203H19L20 201V197L16 200V199H13L12 197V199L11 200H9V197L12 195H9L8 194V189H9V185H8V181H7V184H4V187L2 186ZM26 184V183H25ZM50 184V183H49ZM69 184H70V182H69ZM69 184H67V185H69ZM76 184V183H75ZM74 184V185H75ZM79 184V183H78ZM94 184V183H93ZM93 184H91V185H93ZM136 184V183H135ZM150 184H151V182H150ZM154 183H153V181H152V185H153ZM21 185H23V183L21 184ZM42 185V184H41ZM58 185V186H59ZM73 185V186H74ZM77 185V184H76ZM75 185V186H76ZM81 185V184H80ZM82 185H84V183L82 184ZM137 185H138V183H137ZM136 185V186H137ZM140 185H142V184H140ZM151 185V186H152ZM167 185V184H166ZM2 186V187H1ZM15 186V185H14ZM32 186V185H31ZM37 186H38V184H37ZM44 186V185H43ZM50 186V185H49ZM51 186V187H52ZM55 186V185H54ZM53 186V187H54ZM75 186H74V188H75ZM94 186H96V184L94 185ZM98 186H99V184H98ZM136 186L135 187H133L134 189L136 188ZM17 187V186H16ZM15 187V189H17ZM26 187H27V185H26ZM26 187H24V189H26ZM52 187V188H53ZM57 187V186H56ZM64 188H66L67 189V187L66 186H63ZM63 187H61V188H63ZM69 187H71V186H69ZM68 187V188H69ZM78 185H77V190H78ZM89 187V186H88ZM88 187H85V188H88ZM93 187V186H92ZM92 187H91V189H92ZM140 187V186H139ZM159 187V186H158ZM166 187V186H165ZM164 186H163V188H165ZM21 188H23V187H21ZM30 188V187H29ZM39 188H40V186H39ZM43 188V190H44V187H42ZM41 188V189H42ZM46 189L48 188V185L45 187ZM50 188V187H49ZM63 188V189H64ZM90 188V187H89ZM98 188V187H97ZM142 188H144V187H142ZM256 188V189H255ZM1 189H2V191H1ZM38 189V188H37ZM37 189H35V191L37 190ZM45 189V190H46ZM60 188H58V191H60L59 190ZM63 189H62V191H63ZM71 189H73V187L71 188ZM70 189V190H71ZM84 189V188H83ZM91 189H89V190H91ZM99 189V188H98ZM102 189H104V186L101 188V190ZM106 189V188H105ZM105 189H104V192H105ZM137 189V188H136ZM135 189V190H136ZM139 190L141 189V188H138ZM32 190V189H31ZM40 190V189H39ZM42 190V191H43ZM44 190V191H45ZM53 190L55 191V189L53 188L52 190H51V192H48V193H52V194H49L48 195V193H43L42 194V196L45 194H47L49 197H50V195H52V197H53ZM79 190H80V188H79ZM82 190V189H81ZM81 190H80V192H81ZM100 189H99V192L101 191ZM116 191H118L117 189H115ZM120 190H122V189H120ZM142 190H144V189H142ZM158 190V189H157ZM240 190V191H239ZM6 191H8L6 194H8V195H6L4 192H6ZM19 191H20V193H22L23 195H20L19 194ZM34 191V190H33ZM34 191V192H35ZM48 191V190H47ZM65 191V193H66V190H64ZM69 191V190H68ZM67 191V192H68ZM83 191V190H82ZM87 191V190H86ZM85 191V192H86ZM108 191V190H107ZM107 191L105 192V193H107ZM147 191V190H146ZM46 192V191H45ZM61 192V191H60ZM74 192V191H73ZM84 192V193H85ZM88 192V191H87ZM99 192L97 193V192H95L96 193V195L98 194V197H100L99 196ZM110 193H112V191H109ZM122 192V191H121ZM203 192V191H202ZM239 192H244V194H246V195H244V196H241L240 194H239ZM3 193V194H2ZM55 193H57V190H56V192ZM76 193H78V192H76ZM94 193V194H95ZM101 193H103V190H102V192ZM100 193V194H101ZM157 193V194H156ZM19 194V195H18ZM31 194V193H30ZM37 193H33L32 195H31V197H32V199L34 198V197H36V196H40V194L39 195H36ZM63 193H61V195H62ZM79 194V193H78ZM78 194H74V195H78ZM88 194V193H87ZM91 195H92V193H90ZM93 194V195H94ZM109 194V193H108ZM243 194V193H242ZM26 195H27V197H26ZM34 195H36V196H34ZM54 195H56V194H54ZM58 195V194H57ZM56 195V197H54V198H57V197H59V196H57ZM67 195V194H66ZM80 195V194H79ZM89 195V194H88ZM105 195V194H104ZM103 195V196H104ZM107 195V194H106ZM118 195H119V192H118ZM8 196V197H7ZM18 196V197H17ZM34 196V197H33ZM84 196V195H83ZM83 196L81 197V198H83ZM87 196V195H86ZM26 197V198H25ZM30 197V196H29ZM31 197H30V199H31ZM37 197V198H38ZM71 197V196H70ZM88 198H86V200L84 201V198L83 199H81V200H83V204L85 203V204H87L88 202H89V196H87ZM96 198V200L98 199V201H100L99 203H101V200H99V198ZM37 198H35V199H37ZM40 198V197H39ZM44 198V196L42 197V199ZM45 198H47V196L45 197ZM51 198V197H50ZM53 198V200H55ZM76 198V196L73 198V199H71V200H74ZM104 198V197H103ZM102 198V199H103ZM107 197H105L104 198V200L106 199ZM116 198V197H115ZM29 199V198H28ZM30 199H29V202H30ZM41 199V203H43V201L45 202V200H42ZM58 199V198H57ZM56 199V200H57ZM101 199V198H100ZM112 199V198H111ZM40 200V199H39ZM39 200L37 201H34V202H39ZM52 200V199H51ZM67 200H69V197H67V199H65V200H63V202L61 201H59L61 204H59L58 203V205H56V206H54V210H56V212L54 211V212H52V215L54 214V213H56L55 214V216L54 217H52V220L51 219H48V220H51V221H49V224H48V220H44V218H43V220L44 221H42V222H44V223H46L45 225H47V226H45V227H43V228H40L43 224H42V222H41V219H40V221L39 222H41V224L42 225H39V226H35V227H32L33 225H35V223H34V221L36 222V220H34L33 221V225L32 224H30V221L28 220L27 222L29 223L28 224V226L30 225V227H32L31 229H33L34 228V234H35V236H36V238L34 237V235L33 234H30L31 232H29V231H32L31 229L28 231V229H29V227L26 229H22V227H21V229L19 228V226H16L15 228H14V230H11V231H14L15 233H16V228L18 227L20 230H18L19 231V233H20V231L21 230H23V232H26L25 230H27L28 232H27V234L28 235H26V237H25V239L26 238H28V239H26L27 241L30 239L29 238V236H33L34 238H35V240L37 241L38 240V242H43L42 240H45V241H47L49 244L52 242V241H48V240H46L48 237L50 238V236H55V234H57L58 235V232L59 231H61V229H63L64 227H65V229L63 230V231H61V232H64L63 233V235L65 234V232L67 233V231L71 228L72 229V224H71V222H69V221H67L66 219H68L67 218V210H69L68 209V207H69V202L70 201H67ZM77 200V199H76ZM95 200V199H94ZM117 200V199H116ZM9 201H12V202H9ZM49 202L48 203H50L49 205L51 206V202H50V200H48ZM93 201V200H92ZM92 201L90 202L91 204H92ZM110 200H105L104 202H109ZM150 201V202H149ZM198 201V200H197ZM32 202V201H31ZM54 202V201H53ZM55 202H57V201H55ZM78 202H81V201H79L78 200ZM95 202H97V201H95ZM113 202V201H112ZM149 202V203H148ZM158 202H161V206H160V208L158 207ZM12 203V204H11ZM40 203V202H39ZM73 203V202H72ZM77 203V202H76ZM105 203V204H106ZM114 203V202H113ZM119 203L120 202H118V205H119ZM22 206H21V205ZM27 204V203H26ZM32 204H33V202H32ZM78 204V203H77ZM76 204V205H77ZM84 204V205H85ZM90 204V206H92ZM93 204H94V202H93ZM98 204V203H97ZM116 204V203H115ZM115 204H113V205H115ZM25 205V204H24ZM30 205V204H29ZM36 205V204H35ZM42 205V204H41ZM46 205V204H45ZM45 205H43L42 207H44ZM53 205V204H52ZM79 205V204H78ZM96 205V204H95ZM107 205V204H106ZM112 205V206H113ZM198 205V204H197ZM38 206H40V205H38ZM37 206V207H38ZM47 207H48V204L46 205ZM81 206H82V204H81ZM117 206V205H116ZM28 207H30V206H26V208H27V210H29L28 209ZM47 207H44L45 209H48ZM74 207V206H73ZM100 208L101 207H103V205H102V203H101V206H99ZM98 207V208H99ZM120 207V206H119ZM118 207V208H119ZM25 208V209H26ZM32 208V207H31ZM30 208V209H31ZM42 209V211L43 210H45V209ZM86 208V207H85ZM88 208V207H87ZM104 208V207H103ZM108 208L109 207H107V210H108ZM113 208V207H112ZM117 208V209H118ZM206 208V207H205ZM208 208V207H207ZM72 209V207H70V210ZM78 208H76V210H77ZM79 209H80V206H79ZM78 209V210H79ZM82 209V208H81ZM89 209H91V208H89ZM94 209V208H93ZM109 209H111V208H109ZM210 209V208H209ZM37 210V209H36ZM36 210H34L33 209V211H31L30 210V212H35ZM75 210V209H74ZM74 210H72L71 212V214H73L74 213ZM77 210V211H78ZM83 210V209H82ZM85 210H87V209H85ZM99 210H102V209H99ZM104 210V209H103ZM113 210V209H112ZM221 210V209H220ZM17 211V210H16ZM21 211H19V212H21ZM40 211V210H39ZM39 211H36L35 213H37V212H39ZM42 211H40V214H41V212ZM77 211H75V212H77ZM92 211V210H91ZM106 211V210H105ZM109 211V210H108ZM114 211V210H113ZM110 212H112V211H110ZM23 213H26V211L25 212H23ZM34 213V215L36 216V214ZM90 213V212H89ZM207 213V212H206ZM13 214V213H12ZM15 214V213H14ZM40 214H39V217H41L40 216ZM71 214H69L68 216H70ZM82 214H85L84 213V211H83V213ZM81 214V212H80V216L82 215ZM92 214V213H91ZM101 214V213H100ZM205 214V213H204ZM4 215V216H3ZM26 215V214H25ZM29 215V219H31V218H33V214L31 213V214H27L26 215V217ZM30 215H32L31 216V218H30ZM43 216L45 215V214H42ZM47 215V214H46ZM77 215V214H76ZM87 215V214H86ZM93 215H95L94 213H93ZM218 215V214H217ZM223 215V214H222ZM16 216H17V214H16ZM20 216V215H19ZM18 216V217H19ZM22 216V215H21ZM34 216V217H35ZM73 216V215H72ZM71 216V217H72ZM99 216V215H98ZM191 216V215H190ZM36 217H38V216H36ZM45 217V216H44ZM76 217V216H75ZM87 217V216H86ZM85 217V218H86ZM94 217V216H93ZM92 217V218H93ZM108 217V216H107ZM111 217V216H110ZM219 217V216H218ZM10 218V217H9ZM8 218V219H9ZM17 218V217H16ZM15 217L13 218L14 220L16 219ZM70 218V217H69ZM97 218V217H96ZM20 219V218H19ZM33 219H36V218H33ZM72 219V218H71ZM132 219H133V217H132ZM5 220V219H4ZM10 220H12V218L10 219ZM14 220H12V221H9V224L11 223V222H13ZM39 220V219H38ZM66 220V221H65ZM75 219L73 218V221H74ZM121 220V219H120ZM129 220V219H128ZM193 220V219H192ZM201 220V219H200ZM199 220V221H200ZM8 221H7V223H8ZM16 221H18V219L16 220ZM15 221V222H16ZM46 221V222H45ZM63 221H65V222H69V223H65V222H63ZM188 221H189V223H188ZM20 222H21V220H20ZM26 222V223H27ZM32 222V221H31ZM88 222L89 221H87V222H84V223H86V224H88ZM92 222V221H91ZM100 222V221H99ZM115 222V221H114ZM119 222H121V221H119ZM134 222V221H133ZM2 223H3V221H2ZM4 223H6V221H4ZM37 223V222H36ZM64 223V224H63ZM78 223V222H77ZM127 223V222H126ZM185 223H188V224H190L189 226H188V230L190 231V232H193L196 236L192 239V240H189V241H187V243L184 245V246H180V243L182 242V240H183V238H182V234L183 233H180V232H178V228H179V226H181L182 224H184L185 225ZM8 224V225H9ZM20 224H23L22 222L20 223ZM37 224H39V223H37ZM63 224V225H62ZM6 225V229H8V227L11 225ZM14 225H15V223H14ZM18 225V224H17ZM27 225V224H26ZM76 225V224H75ZM82 225V224H81ZM118 225H121V223H119ZM118 225H116V226H118ZM1 226V225H0ZM8 226V227H7ZM11 226H13V225H11ZM44 226V225H43ZM80 226V225H79ZM78 226V227H79ZM86 226V225H85ZM85 226H83V227H85ZM92 226V225H91ZM91 226H90V228H91ZM104 226V225H103ZM112 226V225H111ZM115 226V227H116ZM131 226V225H130ZM3 227V226H2ZM36 227H38V228H40L39 229V231H38V229H36L35 230V228ZM75 227V226H74ZM108 227V226H107ZM120 227V226H119ZM88 228V227H87ZM95 228V227H94ZM3 229V228H2ZM2 229H1V231H2ZM256 229V228H255ZM258 229V228H257ZM256 229V230H257ZM4 230V229H3ZM10 229H8V231H9ZM99 230V229H98ZM97 230V231H98ZM259 230V229H258ZM7 231V232H8ZM35 231H36V233H35ZM111 231V230H110ZM22 231H21V233H23ZM33 232V231H32ZM88 232H90V231H88ZM87 232V233H88ZM96 232V231H95ZM183 232V231H182ZM255 232V231H254ZM13 233V232H12ZM18 233V234H19ZM69 233V232H68ZM75 233V232H74ZM77 233V234H76ZM76 243L78 244L80 241H82V239L83 238H85V236H87V233H86V231H85V228L84 229H79L78 230V232L76 231ZM86 233V234H85ZM97 233V232H96ZM122 233H120L121 235H122ZM3 234V233H2ZM8 233H6V235H7ZM14 234V233H13ZM30 234V235H29ZM90 234V233H89ZM107 235H108V233H106ZM187 235L189 234L190 235V233H186ZM11 235V234H10ZM19 235H21V237H22V234H19ZM24 235V233H23V236H25ZM63 235H61L60 237H61V239L59 240V242H62V240H63V238H64V236ZM100 235V234H99ZM263 234H261V236H262ZM28 236V237H27ZM255 236V235H254ZM2 237H3V235H2ZM10 237V236H9ZM17 237V236H16ZM18 237H20V236H18ZM20 237V238H21ZM73 237H75V236H73ZM90 237H91V235H90ZM184 237V236H183ZM252 237V236H251ZM4 238V237H3ZM11 238V237H10ZM20 238H18V239H20ZM24 238V237H23ZM34 238H33V240H34ZM68 238V237H67ZM91 238H93V236L91 237ZM90 238V239H91ZM264 238V237H263ZM31 239H32V237H31ZM51 239V238H50ZM75 239V238H74ZM89 239V240H90ZM22 240V239H21ZM32 240V241H33ZM92 240V239H91ZM221 241V243H222V241H223V243H222V247H221V249H220V252H219V254H215V253H213L212 251L214 250V248L216 247V243H218L219 241ZM11 241V240H10ZM13 241V240H12ZM32 241H28V242H32ZM35 241V242H36ZM55 241V240H54ZM58 241V240H57ZM65 241H66V239H65ZM87 242H88V239L86 240ZM86 241H85V243L83 242V244H86ZM185 241V240H184ZM248 241V240H247ZM34 242V243H35ZM38 242L37 243H35V246L36 245H38ZM59 242H56L55 241V243H57V244H54V243H51L50 245H49V248L50 249H53V247L55 248L57 245H58V243ZM91 242V241H90ZM93 242V241H92ZM26 243V242H25ZM44 243V242H43ZM69 243V242H68ZM72 243V242H71ZM70 243V244H71ZM74 241H73V245H74ZM89 243V242H88ZM87 243V244H88ZM1 244V243H0ZM23 244V243H22ZM33 244V243H32ZM31 244V245H32ZM40 244H42V243H39V246L38 247H40L41 246V248H42V245H40ZM47 244V243H46ZM82 244V245H83ZM90 245H91V243H89ZM106 244V243H105ZM34 245V244H33ZM43 245H45V244H43ZM72 245V246H73ZM82 245H81V248H82ZM95 245V244H94ZM219 245V244H218ZM34 246V247H35ZM51 246V247H50ZM75 246H77V245H75ZM86 246H88V245H86ZM102 246V245H101ZM109 246V245H108ZM180 246V247H179ZM264 246V245H263ZM3 247V246H2ZM7 247V246H6ZM46 247V246H45ZM44 247V248H45ZM84 247V246H83ZM100 247V246H99ZM98 246H97V248H99ZM219 247V246H218ZM48 248V249H49ZM62 248V247H61ZM80 248V249H81ZM86 248V247H85ZM92 248H93V246H92ZM96 248V247H95ZM102 248V247H101ZM220 248V247H219ZM40 249V248H39ZM60 249V248H59ZM58 249V250H59ZM75 249V248H74ZM253 249V248H252ZM251 249V250H252ZM45 250V249H44ZM47 250V249H46ZM61 250V249H60ZM71 250V249H70ZM89 250V249H88ZM113 250V249H112ZM217 251H218V249H216ZM255 250V249H254ZM4 251V250H3ZM7 251V250H6ZM13 251V250H12ZM83 251V250H82ZM81 251V252H82ZM89 251H91V250H89ZM95 251V250H94ZM99 250H97L96 251V253L98 252ZM103 249H101V253H104L105 254V252L103 251ZM168 251V250H167ZM215 251V250H214ZM14 252V251H13ZM46 252V251H45ZM50 252H52V251H50ZM55 252V251H54ZM71 252V251H70ZM78 252H79V250H78ZM78 252H76L77 254H78ZM93 252V251H92ZM91 252V253H92ZM113 252V251H112ZM169 252V251H168ZM171 252V251H170ZM216 252V251H215ZM262 252V251H261ZM7 253V252H6ZM9 253H10V251H9ZM63 252H61V254H62ZM67 253V252H66ZM65 253V254H66ZM69 253V252H68ZM88 253H90V252H88ZM162 253H163V251H162ZM49 254H51V255H53L52 253H49ZM55 254V253H54ZM60 254V253H59ZM80 254V253H79ZM82 254V253H81ZM84 254V253H83ZM82 254V255H83ZM95 254V253H94ZM103 254V255H104ZM160 254V253H159ZM166 254V253H165ZM164 253L163 254H160L161 256L163 255V257H164V255H165ZM169 254V253H168ZM251 254V253H250ZM249 254V255H250ZM56 255H58V254H56ZM68 255V254H67ZM66 255V256H67ZM72 255V254H71ZM92 255V254H91ZM112 255V254H111ZM167 255V254H166ZM253 254H251L250 256H252ZM7 256H10V255H7ZM6 256V257H7ZM12 256V255H11ZM16 256V255H15ZM64 256L65 255H63V257H61V259H63L64 258ZM65 256V257H66ZM70 256V255H69ZM93 256V255H92ZM96 256V255H95ZM99 256V257H98ZM98 256H96V258L98 257V259L100 258V255H98ZM101 256H102V254H101ZM249 256V257H250ZM20 257V256H19ZM54 256H52L51 258H53ZM57 257H59V255L58 256H55V258L56 259H58ZM68 257V256H67ZM73 257V256H72ZM80 257V256H79ZM88 257V256H87ZM94 257V256H93ZM93 257H89V258H93ZM106 256H102L101 258H105ZM153 257H155V255L153 256ZM249 257H248V259H249ZM254 257H255V255H254ZM7 258H9V257H7ZM10 258H12V257H10ZM10 258L8 259V261H10ZM60 258V257H59ZM84 258V257H83ZM82 258V259H83ZM88 258V259H89ZM109 258V257H108ZM251 258V257H250ZM256 258H257V255H256ZM16 259V258H15ZM14 259V260H15ZM21 259V258H20ZM49 259V258H48ZM55 259V260H56ZM60 259V260H61ZM78 259V258H77ZM87 259V258H86ZM85 259V261L87 262L88 260H86ZM95 259V258H94ZM158 259V258H157ZM160 259V258H159ZM6 261V258L5 259H3V261ZM12 260H13V258H12ZM13 260V261H14ZM52 260V259H51ZM59 260V261H60ZM67 260V259H66ZM92 259H90L89 260V262L91 261ZM156 260V259H155ZM161 260H162V258H161ZM251 260H253V259H251ZM255 260V259H254ZM253 260V261H254ZM257 260V259H256ZM255 260V261H256ZM1 261H2V259H1ZM1 261H0V264H1ZM13 261H11V262H13ZM54 261V260H53ZM63 261H65L64 259H63ZM68 262L67 263H69V261H71L72 262V260H67ZM77 261V260H76ZM93 261V260H92ZM100 262H102L103 263V261L104 260H99ZM160 261V260H159ZM219 261V260H218ZM263 261H264V259H263ZM16 262V261H15ZM20 262V261H19ZM47 262V261H46ZM58 262V261H57ZM61 262V261H60ZM89 262H87V263H89ZM97 262V261H96ZM100 262H98V264L100 263ZM105 262V261H104ZM260 262V261H259ZM2 263H4V262H2ZM14 263V262H13ZM21 263V262H20ZM23 263V262H22ZM21 263V264H22ZM49 263V262H48ZM64 263V262H63ZM84 263V262H83ZM95 263V262H94ZM93 263V264H94ZM142 263H140V264H142ZM245 263V262H244ZM251 264H252V262H250ZM256 262H254V264H255ZM5 264V263H4ZM6 264H9V262L7 263L6 262ZM52 264H56V263H52ZM59 264V263H58ZM60 264H62V263H60ZM71 264V263H70ZM96 264V263H95ZM151 264V263H150ZM160 264V263H159ZM162 264V263H161ZM215 264V263H214Z\"/></svg>",
	"mask_w": 264,
	"mask_h": 264
}]
</instances>
